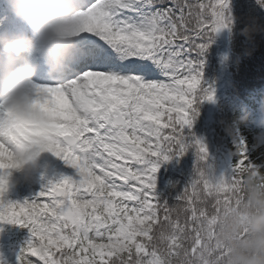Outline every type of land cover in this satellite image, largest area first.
Segmentation results:
<instances>
[{"label":"snow or ice","instance_id":"obj_1","mask_svg":"<svg viewBox=\"0 0 264 264\" xmlns=\"http://www.w3.org/2000/svg\"><path fill=\"white\" fill-rule=\"evenodd\" d=\"M229 3L81 0L69 71L42 70L31 86L39 122L27 126L0 101V223L31 232L19 264H222L219 221L239 205L241 174L258 167L244 138L229 177L197 169L174 204L160 199L155 174L188 150L196 106L214 98L195 57L229 27ZM33 148L64 171L42 172L31 199H6L20 151Z\"/></svg>","mask_w":264,"mask_h":264},{"label":"clouds","instance_id":"obj_2","mask_svg":"<svg viewBox=\"0 0 264 264\" xmlns=\"http://www.w3.org/2000/svg\"><path fill=\"white\" fill-rule=\"evenodd\" d=\"M7 10L19 25L0 32V101L17 114L28 115L32 126L39 115L29 109L31 86L43 70L50 78L69 71L77 37L70 33L81 10V0H5ZM238 17L229 13V28ZM240 34L250 42L264 34V24L250 20ZM251 54V53H249ZM250 119L237 117L226 127L236 141L239 126ZM44 153L25 149L24 163L16 172L31 179L42 168ZM241 198L237 209L221 217L216 233L226 250L222 264H264V169L245 170L238 181Z\"/></svg>","mask_w":264,"mask_h":264},{"label":"trees","instance_id":"obj_3","mask_svg":"<svg viewBox=\"0 0 264 264\" xmlns=\"http://www.w3.org/2000/svg\"><path fill=\"white\" fill-rule=\"evenodd\" d=\"M190 2L194 3L195 0ZM229 9L239 18L236 27H225L216 33L210 47L200 56L207 60V70L203 78L205 87L211 90L217 87L216 91L212 90L217 112L211 120L204 122L208 115V100L199 103L196 106L197 112L193 113L192 126L185 130L187 142L191 146L183 155L173 154L171 160L161 162L157 171L160 180L168 181L164 190L158 193L160 199L169 204L176 203V196L197 174V169L203 170L214 179L209 169L214 165L210 163L212 159L208 154L206 159H200L203 154H198L199 147L195 141H201L211 151L222 147L228 139L226 127L240 117L242 105H252V98H255L259 90L264 89V34L257 35L254 42L240 34V30L252 19H258L264 24V0H230ZM220 42L226 43L222 51L218 47ZM217 71L221 74L220 79ZM246 143L254 151L252 159H256L262 152L253 147L255 142L252 138ZM230 155L232 164L227 169V174L217 179L229 177L238 163L239 157L234 153Z\"/></svg>","mask_w":264,"mask_h":264},{"label":"rangeland","instance_id":"obj_4","mask_svg":"<svg viewBox=\"0 0 264 264\" xmlns=\"http://www.w3.org/2000/svg\"><path fill=\"white\" fill-rule=\"evenodd\" d=\"M4 8H0V12L3 13ZM2 20L4 18L2 17ZM203 71V69H202ZM158 78V77H157ZM213 91L217 90V87L215 89H212ZM215 103L216 100L213 98L212 100H208L207 105L209 106L208 115L206 117L205 121L210 120L213 117L214 111H215ZM258 128L263 131V138L261 139L262 142H264V111L263 113H260V120L257 124ZM249 128H253L255 126L249 125ZM256 129V128H255ZM244 128L238 129L239 136L243 137ZM232 137V136H231ZM232 143L236 147L235 140L232 137ZM218 150L222 151L221 148ZM208 156L211 157L212 161L211 164H214V166H210L211 169L215 171V168L217 167L215 165L216 161L214 160V152L210 149H207ZM228 158H223V163L226 165ZM219 164V162H217ZM220 170V169H219ZM47 171L48 175L51 176L55 173H60L64 171L63 162L60 161L57 157L50 153H44L42 156V168L41 170L34 175L36 179V193H38L42 187V184L46 182L45 179H42L41 173ZM225 175V174H224ZM167 185L166 182L157 183V192L160 190H163L164 187ZM34 188H32L28 194H23L17 191L16 188L11 189V195L6 197V199L12 200V201H24L25 199H31L35 194L32 195V191ZM20 226L18 224H10L8 223L6 226L2 228V223H0V229H2L3 234L7 237L5 241H0V264H19L18 257L21 254L22 249L26 246L27 242L31 239V232L28 228L23 227L24 229L20 232Z\"/></svg>","mask_w":264,"mask_h":264},{"label":"bare ground","instance_id":"obj_5","mask_svg":"<svg viewBox=\"0 0 264 264\" xmlns=\"http://www.w3.org/2000/svg\"><path fill=\"white\" fill-rule=\"evenodd\" d=\"M0 8H4L3 13H0V16L4 18L3 23L1 25V29H10L14 26L19 25L18 21H15L14 18L9 14L7 10V6L5 4V0H0ZM36 179L33 176L31 179H24L21 176V173L16 172L15 170L12 171V176L10 177V184L5 196L11 195V189L16 188L17 191L23 194H28V192L34 188L33 192H36ZM8 223H2V228L6 226ZM24 228L20 226V232Z\"/></svg>","mask_w":264,"mask_h":264}]
</instances>
